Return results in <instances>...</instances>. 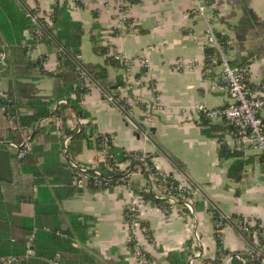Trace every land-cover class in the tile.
Segmentation results:
<instances>
[{
  "label": "crops",
  "instance_id": "crops-1",
  "mask_svg": "<svg viewBox=\"0 0 264 264\" xmlns=\"http://www.w3.org/2000/svg\"><path fill=\"white\" fill-rule=\"evenodd\" d=\"M15 1L26 14L33 9L40 17L51 13L55 2L66 1L70 17L80 22L84 29L79 54L83 65L94 68L104 64V57L92 50V35H96L101 44L109 46L110 53L120 52L130 59V69L107 66L106 77L101 82L90 77L91 86L82 96L80 106L89 113L99 133L113 136L114 145L148 154L156 169L177 180L189 181L198 189L194 200V224L205 254L197 264H211L219 256L222 250L216 246V235L226 254L243 251L252 245L264 249V231H261L264 228V168L261 158L255 150L241 151L238 157L243 162L241 179H230L228 168L238 158L219 160L217 151L220 145L235 149L231 131L221 137H208L201 132L200 122L204 117L212 125L224 128L228 125L223 118H206L194 108L196 104L212 108L225 106L229 103V95L219 68L205 65L204 20L185 15L192 0H137L133 4H126L125 0H85L83 6L76 5L74 0ZM213 17L216 32L232 41L228 50L230 62L247 64L253 83L264 80V0H217ZM122 21L126 24V32L122 30ZM132 22L135 31L129 29ZM23 34L21 44H30L29 30ZM30 45V56L41 57L42 67L47 72L54 70L56 45L46 41ZM142 68L145 71L136 76ZM35 75L34 78L0 76V95L18 104L32 99H50L53 78L48 74ZM118 77L122 78V84L116 90L119 97L110 100L107 95L113 91L108 88ZM214 82L219 86L211 89ZM120 87L130 98L160 106L148 125L141 106H134L128 112L117 103L122 100ZM18 111L29 113L24 106ZM259 116L264 124V107ZM77 118L81 121L80 126L86 121L67 109L64 120L61 118L62 124L71 128L68 121ZM37 124L56 127L53 121L44 124L42 119ZM27 127L31 131L32 128ZM74 157L88 165L104 161L100 151L88 148L75 153ZM145 183L144 177L136 174L132 189L144 188ZM63 185L61 181L48 183L50 188ZM87 187L57 199L62 212L86 217L89 238L86 242L76 240V245L89 254L93 264H118L120 261L134 264L124 221L130 190L120 185L100 190ZM212 210L224 218L219 226L216 217L210 213ZM18 214L31 217L32 205L22 204ZM140 219L148 235L138 230V245L158 264H170L169 253L193 250V225L189 226L180 212L165 213L149 203L140 206ZM244 223L256 233L245 232L242 229ZM32 234L28 235L26 243L27 250L32 251L27 258L33 255L29 240ZM261 263L264 264V254ZM49 264L63 263L52 259Z\"/></svg>",
  "mask_w": 264,
  "mask_h": 264
},
{
  "label": "trees",
  "instance_id": "trees-1",
  "mask_svg": "<svg viewBox=\"0 0 264 264\" xmlns=\"http://www.w3.org/2000/svg\"><path fill=\"white\" fill-rule=\"evenodd\" d=\"M85 0H74L78 6H83ZM136 3L137 0H125ZM29 13L35 14V10L29 9ZM51 21L45 24L38 17V25L30 22V17L24 12L15 0H0V52L4 58L0 60V76L13 75L16 77L34 78L35 74H48L53 78L52 95L48 100L32 99L23 104L8 100L0 95V259L8 255H21L27 250L28 235L33 233L31 241L33 255L16 264H49L55 259L63 264H93L89 254L76 245V240L86 242L89 238L86 217L79 213L62 212L59 209L57 199L80 192L83 188H74L70 184L73 171L68 162L76 161L74 154L84 148L103 152L104 161L98 163L104 175L117 177V173L110 171L109 166L115 163L127 164L132 170L142 169L144 166L139 160L140 151L126 150L111 142H103L102 133L96 129V125L89 118V113L81 106L82 96L88 91L81 69L88 77L97 82L105 79L107 66L123 68L124 64L114 58V51L110 53V47L99 42L96 35L90 37L92 50L97 55L104 57L103 65L94 68L83 65L80 62V44L84 29L80 22L73 21L66 7V1L59 4L55 2L52 7ZM29 30L31 39L29 43L37 41L36 30L42 36L40 41H46L56 45L57 65L54 70L47 72L42 67V58H32L30 48L22 45L23 32ZM220 38H225L219 34ZM212 53L211 48H206L205 53ZM206 67H215L205 58ZM145 71L142 68L137 75ZM122 78L118 77L113 86L108 89L113 91V97L118 99L117 88L122 84ZM61 98L67 100L66 104H57ZM120 105L121 100H117ZM56 105L54 109L52 106ZM26 107L29 113L18 114L19 107ZM70 109L78 117L85 119L81 126L69 128L62 124L63 135H69L67 155H62V148L58 144L60 136L56 133V127L52 125H39L36 123L47 117L61 116L64 120L66 110ZM7 112L17 116L21 125L30 126L31 149L22 158H18L9 148L8 141H21L20 134L9 129ZM12 123H15L13 120ZM35 124V125H34ZM201 132L208 137H221L225 132L233 128L212 125L207 119L201 117ZM241 150L232 149L227 145H220L217 151L219 160L238 158ZM147 155L148 164L152 171L157 172ZM78 162V161H77ZM80 163V162H79ZM83 164V163H81ZM85 164V163H84ZM243 162L238 158L228 168V177L235 181L241 179ZM173 180L172 177H169ZM63 182V187L50 188L48 183ZM174 181V180H173ZM175 182V181H174ZM90 190L104 189L87 187ZM144 188H135L145 200L158 203L151 192ZM36 192V193H35ZM35 193V195H34ZM24 203L32 205L33 215L23 216L20 213ZM216 219V218H215ZM36 228L35 231L33 229ZM216 229H219L217 227ZM264 231V228H261ZM216 246L223 253L220 239L216 235ZM132 242L127 245L131 250ZM190 249L182 252H172L167 256L170 264H187L186 259ZM147 256H150L146 253ZM1 264V263H0ZM118 264H127L124 261ZM232 264H240L234 260ZM259 264H262L259 262Z\"/></svg>",
  "mask_w": 264,
  "mask_h": 264
},
{
  "label": "built area",
  "instance_id": "built-area-1",
  "mask_svg": "<svg viewBox=\"0 0 264 264\" xmlns=\"http://www.w3.org/2000/svg\"><path fill=\"white\" fill-rule=\"evenodd\" d=\"M217 0H192L191 7L186 11L185 15L188 18H202L205 22V28L203 30V39L206 48H211L212 53H205L209 58L210 64L216 63L219 68L221 81L229 95V103L221 107H208L204 104H196L195 110L199 111L201 115L209 119L223 118L228 126H231L232 139L236 149L245 151L252 149L258 152L261 163L264 168V124L259 116L260 110L264 107V80H259L253 83L250 80V68L247 64H232L228 57V50L232 46L230 39L222 40L219 34L216 32L213 25V12L215 9V2ZM127 1H125L126 3ZM128 3V2H127ZM126 3V4H127ZM36 12V11H35ZM30 17L32 24L38 25V14H27ZM51 13L43 15L42 18L45 24H49L51 21ZM123 32H126V24L124 21L121 23ZM129 29L135 31L134 22L129 25ZM37 41H40L42 33L36 30ZM24 45L31 47L30 44L24 42ZM114 58L121 61L127 69L132 67L130 59L126 58L120 52H113ZM4 58V53L0 52V60ZM81 75L84 77L87 88L91 86V79L86 75L85 71L81 69ZM219 85L214 82L211 85V89L217 88ZM121 91V104L120 106L130 112L134 106H141L144 121L148 125L153 117L154 112L160 109L159 105L153 104L148 101H141L138 99L130 98L126 96L125 90L120 87ZM124 92V93H123ZM123 93V95H122ZM108 99L114 100L112 94L107 95ZM67 100L61 98L57 101V104H66ZM56 105L52 107L54 109ZM184 110L187 107L183 108ZM21 111H18L20 114ZM7 118L10 123L9 129L20 134L21 141L15 140L8 141L9 148L16 154L18 158H22L31 149V136L30 130L26 125H21L16 119L17 116L11 115L7 112ZM15 123H12V121ZM44 124L49 122L55 123L56 133L60 136V145L62 148V155L66 157L68 143L70 140L69 135H63L62 119L61 116L43 118ZM71 128L80 126V119L68 121ZM147 127V126H146ZM146 131L144 135H146ZM103 142H111L114 144L113 136L102 133ZM103 155V152H100ZM139 160L142 162L144 168L132 170L124 163H115L109 166L110 171L116 172L117 177L113 178L111 175H104L101 172L98 164L88 165L81 164L77 161L68 162L69 168L73 171L70 185L74 188H86L89 184L94 187L109 188L116 185L126 187L131 192V198L127 201L124 211V221L128 229L127 244L132 242L131 252L134 257V264H158L157 260L152 256H147L146 252L140 248L136 239V232L143 230L148 235L147 229L142 225L140 219V206L152 203L149 200H145L141 193L132 189L133 177L136 174L144 177L146 183L144 191L151 192L154 199L159 200L158 203H153L157 208L165 213L180 212L188 222L189 226H192V251L187 256V264H197L198 259L204 256L205 250L203 248L201 238L196 231V213L194 210V200L198 192V189L192 185L189 181L177 180L171 174L157 170L152 171V166L148 164L147 155L141 152ZM172 177L173 180H170ZM216 217V224L219 226L223 221V216L215 215L212 210L210 212ZM219 217V218H218ZM242 229L249 233L255 234L256 231L252 229L248 223L242 224ZM33 239V234L30 236V242ZM29 246V244L27 245ZM253 246V245H252ZM250 246L243 251L222 253L214 259L211 264H232L234 260L240 264H259L263 257V248L259 245ZM31 250L28 249L21 255H9L0 259L1 264H16L23 259H26Z\"/></svg>",
  "mask_w": 264,
  "mask_h": 264
}]
</instances>
